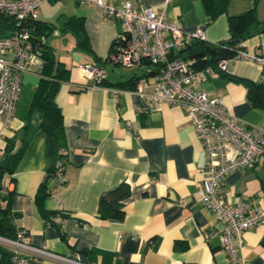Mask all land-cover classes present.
Wrapping results in <instances>:
<instances>
[{"label": "crops", "instance_id": "obj_1", "mask_svg": "<svg viewBox=\"0 0 264 264\" xmlns=\"http://www.w3.org/2000/svg\"><path fill=\"white\" fill-rule=\"evenodd\" d=\"M128 1L138 8L164 6L169 21L180 22L185 33L201 31L208 41L229 36L227 14L210 16L203 0ZM228 1V13L254 8L264 21V0ZM70 16L82 21L88 48L78 43L72 28L64 26ZM36 18L46 25L41 36L44 44L70 73L69 81L61 82L55 94L65 129V180L57 199L47 194L56 183L55 177L46 182L53 153L47 133L38 129L13 180L4 177V191L13 193L11 209L19 213L15 226L26 231V240L32 245L97 264H226L227 254L214 233L221 223L200 202L204 175L201 140L180 106L163 102L157 109L142 110L135 89L141 84L146 91L152 90L154 76L149 65L115 71L113 67L119 64L111 62L108 54L120 21L104 16L98 5L76 0L44 1ZM67 31L73 34L68 35L72 46L58 52L50 38ZM242 48L264 58V31L246 38ZM83 64L103 65L105 83L86 76L80 69ZM40 66L22 74L16 110L7 125L0 120L2 151L7 138L15 139V147L18 144L24 104L38 84ZM201 71L197 88L221 97L249 127L264 128V109L249 102L245 86L236 79L257 80L262 71L259 63L232 57L216 69ZM131 77L137 78L132 88L114 85ZM122 181L130 187L123 218L117 222L101 219L97 214L100 194ZM221 195L229 202L250 199L264 211V152L253 167L229 173ZM43 209L50 211L49 221ZM242 240V264H264V219L244 230ZM25 264L62 263L28 257Z\"/></svg>", "mask_w": 264, "mask_h": 264}, {"label": "built area", "instance_id": "obj_2", "mask_svg": "<svg viewBox=\"0 0 264 264\" xmlns=\"http://www.w3.org/2000/svg\"><path fill=\"white\" fill-rule=\"evenodd\" d=\"M44 1L48 0H0V13L13 16L17 25L11 34L0 36V120L4 125L16 110L22 74L41 64L40 50L23 23L38 16ZM76 1L98 5L104 16L120 21L108 54L111 62L122 66L146 63L151 67L152 90L146 91L141 84L135 89L142 99V110L157 109L165 102L180 106L189 114L204 152L200 202L214 211L221 223L214 233L227 254L226 264H242V233L261 222L264 211L247 198L235 202L224 200L221 187L232 171L254 166L264 152V128L249 127L233 115L221 97L210 96L197 88L195 82L202 78V69H197L194 60L185 57L182 49L192 37L202 38V32L185 33L180 22L166 18L164 6L138 8L128 0ZM234 57L249 59L264 67V58L243 48ZM218 64L223 65V61ZM80 69L96 83L105 76L103 65L83 64ZM261 78L264 79V73ZM55 165L56 183L50 196L57 199L65 177L63 162L58 160ZM0 245L11 250V264H25L28 257L62 264H97L32 245L26 240V231L20 228H16L14 238L0 235Z\"/></svg>", "mask_w": 264, "mask_h": 264}, {"label": "trees", "instance_id": "obj_3", "mask_svg": "<svg viewBox=\"0 0 264 264\" xmlns=\"http://www.w3.org/2000/svg\"><path fill=\"white\" fill-rule=\"evenodd\" d=\"M228 0H203L206 12L210 16L225 12L227 14L229 36L223 40L212 42L199 37H192L183 47V55L194 60V66L197 69L209 67L216 69L219 67V61H224L234 57L235 52L242 48V42L249 36L264 31V21H260L256 15L255 9L250 8L238 14L228 13ZM30 29L31 40L38 46L41 56L40 78L38 84L32 91L29 99L25 102V111L23 114L24 124L17 146L15 139L7 138L4 146L3 156L0 161V235L7 238L15 237V218L19 213L11 209L12 191H4V177L13 180V173L23 157L34 133L40 129L47 133L53 153V161L49 168L47 179L54 177L56 172V161L61 160L63 164L66 161V138L61 109L56 103L55 94L61 82H67L70 79L69 70L59 61L53 49L44 44L42 35L46 25L40 24L35 19H28L23 23ZM64 26L72 28L77 36V41L86 48L87 37L83 29L82 21L68 17ZM17 28L13 16L0 13V36L9 35ZM237 40L231 44V40ZM264 73L262 67L261 74ZM134 77L118 80L114 85L119 87L132 88L136 85ZM246 88V94L249 102L257 108L264 109V79L260 77L257 80L246 78H236ZM105 83V76L99 84ZM19 103V102H18ZM44 186L45 187V183ZM130 187L125 181H122L100 194L97 214L101 219L109 221H120L124 214V199L129 195ZM49 195L50 192H47ZM42 213L47 221L50 220V211L43 209ZM12 252L8 248L0 245V264H11Z\"/></svg>", "mask_w": 264, "mask_h": 264}, {"label": "rangeland", "instance_id": "obj_4", "mask_svg": "<svg viewBox=\"0 0 264 264\" xmlns=\"http://www.w3.org/2000/svg\"><path fill=\"white\" fill-rule=\"evenodd\" d=\"M68 35H72L71 37H73V34L71 32H64L62 34V36H57V37H51L50 39L53 40L55 46H56V50L58 52L63 51L65 48H70V46H72V44L70 45V42L72 43V40H70V36ZM49 39V40H50ZM72 39V38H71ZM69 45V46H68ZM136 67V66H135ZM115 69L116 72H121V71H127L130 70L128 67L125 66H121V65H116L113 67ZM133 68V67H132Z\"/></svg>", "mask_w": 264, "mask_h": 264}, {"label": "water", "instance_id": "obj_5", "mask_svg": "<svg viewBox=\"0 0 264 264\" xmlns=\"http://www.w3.org/2000/svg\"><path fill=\"white\" fill-rule=\"evenodd\" d=\"M236 42H237V40H236V39H235V40H231V41H230V43H231V44H235Z\"/></svg>", "mask_w": 264, "mask_h": 264}]
</instances>
